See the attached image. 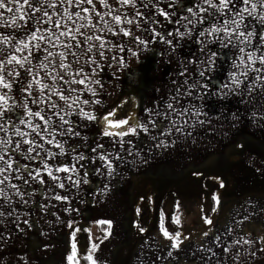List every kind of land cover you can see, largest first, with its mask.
<instances>
[{
    "label": "snow or ice",
    "instance_id": "1",
    "mask_svg": "<svg viewBox=\"0 0 264 264\" xmlns=\"http://www.w3.org/2000/svg\"><path fill=\"white\" fill-rule=\"evenodd\" d=\"M137 3L138 0H115L116 7H113L108 0H0V10H3L0 11V133H3L0 136V186H3L0 187V200L5 202L0 205L4 209L0 210V217L13 216L15 208L12 207V195L19 197L23 204H28L25 193L13 181H20L28 188L32 187L33 181L46 185L45 174L55 182L59 180L55 173L79 174L76 165L84 169L81 177L84 184L89 182L87 176L90 174L101 175L102 168L107 170L109 177L117 174L116 168L124 160L119 151L115 155L99 154L96 159L78 152L81 146L91 148L92 152L104 147L99 142L96 147H91L88 136L81 135V128L87 130L90 124H100L102 121L100 131L103 135L119 137L113 143L118 144L128 155H132V148L137 147L131 140H124L129 135L150 139L155 142V147L168 149L175 147L177 141L173 139L169 144L159 138L161 135L171 137L176 133L187 139L193 137L198 126L211 124V119H201L207 116L203 102L208 97L215 96L218 101L238 97V103L247 105L249 98L255 102L257 88L264 94V0H139L142 7H137ZM238 3L242 6L237 7ZM100 8L107 11L102 12ZM122 8L135 10L139 19H127V13L121 12ZM5 13L12 15L6 17ZM106 16L114 24H110ZM249 19L253 23L250 24ZM123 24L134 25L135 32L121 26ZM151 25H159L163 31L151 28ZM105 31L121 40L113 42L105 39ZM136 32H149V38L142 39ZM123 38H128V43L134 44L135 50L128 48ZM186 41L197 45V50L192 58L179 61L177 77H183V80L172 81L175 94L169 96L163 110L159 107L146 110V122L142 123L136 116L126 113L117 116L111 110L107 115L102 113L96 116L79 106L89 104L88 99L81 101L80 95L73 98L72 94L80 91L77 86H84L95 96L96 91L89 88L88 84H102L95 77L106 67H112V61H116L121 68L128 67L124 57L113 55L109 58L106 52L131 51L132 56L139 61L140 53L149 50L148 44H166L171 55L183 47ZM211 45H218L232 54L227 79L220 85L212 83L221 57ZM85 68H92V71L86 72ZM71 116L78 119L65 118ZM53 117L58 118L59 123L53 121ZM244 119V114L239 110L232 112L230 127L238 129ZM247 119L255 123L257 119L264 120V115L257 117V113L252 112ZM165 121L167 124H163ZM21 126L28 130H23ZM112 128L120 131H111ZM71 138H79L83 144H72L69 142ZM125 143L131 147H125ZM52 148L59 151L53 152ZM231 148L226 163L233 156L242 157L247 151V144L243 140H234ZM69 152L78 153L72 157L75 163L65 166L61 162L53 169L49 161L67 156ZM98 161L103 163L89 173L85 162L97 164ZM144 162L147 163L146 160ZM30 164L38 166L33 168ZM67 179L71 180L72 177L68 176ZM216 179L220 188H225V182ZM72 182L77 186L80 183ZM58 186L65 187L63 183ZM8 189L15 191L9 195ZM35 194V190L28 192L29 196ZM55 199L66 197L55 196ZM213 200L215 206L210 211L217 213L222 208V199L213 195ZM47 207L46 204L38 205V210L43 211ZM252 208L242 220L237 221V226L244 228L248 237H241L234 240L232 245H227L220 243V237L214 235V242L222 252L208 249L211 255L207 260L212 257L219 260L221 254L230 252L241 241L250 247L256 240L264 243V203L259 205V213L255 205ZM173 219L179 223L177 218ZM12 222L16 223L15 219ZM204 222L209 226L215 223L209 217H205ZM226 231L230 236L234 228L229 226ZM163 234L172 241L171 248L181 251L179 233L172 235L163 230ZM203 235L207 237L209 231L205 229ZM253 235L256 240L251 238ZM0 240H4L7 245L3 229H0ZM97 247L93 245V249ZM75 248L73 244V252L67 256L68 264H79ZM258 250L264 252V248ZM251 255H255V252ZM167 256L177 259L172 251ZM83 258L88 264H99L91 251ZM0 264H12L6 247L0 249Z\"/></svg>",
    "mask_w": 264,
    "mask_h": 264
},
{
    "label": "crops",
    "instance_id": "2",
    "mask_svg": "<svg viewBox=\"0 0 264 264\" xmlns=\"http://www.w3.org/2000/svg\"><path fill=\"white\" fill-rule=\"evenodd\" d=\"M108 2L116 7L115 0H108ZM241 6L237 4V7ZM137 7H142L139 0ZM100 11L106 12L107 9L100 8ZM121 12L127 13V19H139L135 15V10L131 8H122ZM105 19L110 24H114L110 17L106 16ZM248 22L253 23L250 19ZM121 26L131 28L135 32L134 25ZM151 28L163 31L159 25H151ZM181 31L184 29L181 28ZM136 35H140L142 39L149 38V32H136ZM104 37L113 42L121 40L120 37H113L106 31ZM123 42L127 43L128 48L135 50V45L128 43V38H123ZM210 47L221 57L212 81L215 85H220L227 79L232 54L227 49L219 48L218 45ZM148 49L140 53L139 61L132 56L131 51L106 52L109 58L113 55L124 57L128 67L121 68L116 61H112V67H106L99 76L95 77L102 84H88L89 88L96 91L95 96H92L84 86H77L80 91L72 94L73 98L80 95L81 101L84 99L90 101L87 105H79L85 111L96 116L102 113L106 115L125 98L126 77L131 71H136L132 73V77H136L132 87L133 90L138 89L142 96L136 117L142 123L146 122L147 109L159 107L163 110L169 96L175 94V85L172 81L183 80V77H177L179 61L192 58L197 45L186 41L183 47L171 55L166 44L151 43L148 44ZM152 57L154 62L151 65ZM256 66L259 67L258 64ZM85 71L91 72L92 68H85ZM254 96L255 102H251L249 98L250 102L247 105L238 103V97L229 98L227 101H218L215 96L208 97L203 102L207 116L201 119H211V124H206L205 127L198 126L193 137L187 139L176 133H173L171 137L161 135L159 138L169 144L173 139L177 141L175 147L168 149L155 147V142L150 139H139L129 135L124 140H131L137 147L132 148V155H128L118 144L113 143L120 138L105 137L100 131L99 124H90L87 130L80 129L81 135L88 136L91 147H96L97 142L104 145L96 152H92L89 147L81 146L80 152H84L93 159H96L99 154L115 155L117 151L124 157L120 166L116 168L117 174L113 177H109L104 168L101 169V175H90L95 180L96 196L99 198L97 201L102 204H112V212L106 210L105 218L113 223L110 241L114 242L98 245L103 252L96 258L99 264H185L186 260H191L193 264H264V252L258 250L264 247H259L256 243L250 247L242 241L240 245L232 247L230 252L221 254L219 260L217 257L207 260V257L211 255L208 249L217 253L222 252L214 242L213 236L220 237V243L227 245H232L234 240L241 237L247 238L248 234L244 228L237 226V221L242 220L247 212H251L253 205L259 213V205L264 203V127H262L264 120L257 119L253 123L247 119L252 112H256L257 117L264 115V94H261V90L257 88ZM97 100L100 102L94 103ZM184 103L187 106L186 101ZM237 110L244 114L245 119L238 129H234L230 127V117L231 113ZM65 118L78 119L76 116ZM53 120L59 123L58 118L53 117ZM224 133L228 135L225 136ZM70 140L73 144H83L80 139ZM234 140L245 141L247 151L242 157L233 156L226 163V156L232 151L231 144ZM125 147H131V145L125 143ZM145 160L147 163L144 162ZM102 163L101 161L97 164L85 162L90 168L99 167ZM216 178L225 182V188H220ZM207 181L213 184L207 185ZM212 190H215V195L222 199V208L212 215L215 223L214 226H210L209 235L203 241L193 240L184 243L181 245V251L177 252L171 248L172 243L164 239L161 229V210L166 196L170 191L176 195L179 207H177L175 218L179 220L178 225L182 233L185 228H195L197 226L195 222L202 220V203L208 199ZM142 198L150 199L153 219L149 230L133 239L134 229H136V207ZM229 226L234 228L230 236L226 231ZM91 236L93 237V233ZM169 251H172L177 259L168 257ZM252 252H255V255H251ZM93 256L95 258V255ZM26 262L27 264H49V261ZM12 264H25V261Z\"/></svg>",
    "mask_w": 264,
    "mask_h": 264
},
{
    "label": "rangeland",
    "instance_id": "3",
    "mask_svg": "<svg viewBox=\"0 0 264 264\" xmlns=\"http://www.w3.org/2000/svg\"><path fill=\"white\" fill-rule=\"evenodd\" d=\"M11 15L10 13H5L6 17ZM18 35L22 36L23 34L19 33ZM153 59L152 57L150 62L151 65L154 62ZM135 72L136 71H131L126 77L127 88L124 91L126 94L125 98L122 100L132 98L134 102L140 104V100L142 99L140 91H138V89L133 90L134 88L132 87L136 78L132 77V73L134 74ZM106 78L108 79V77ZM127 89L130 90L128 91ZM30 106L34 107L32 105ZM41 107L47 106L41 105ZM114 108L110 110L113 112ZM101 126L102 123L99 124L100 128ZM21 128L25 131L28 130L24 128V126H21ZM2 135L3 133H0V136ZM57 139L63 140L64 138L57 137ZM71 139L79 140L74 138ZM69 142L71 143L72 141L70 140ZM45 146L50 147L48 145ZM52 151L57 152L59 150L52 148ZM78 152H80L79 147ZM69 153L71 154L57 157L49 161L53 169L59 166L61 162L65 166L74 164L75 161L72 157L76 155V153ZM37 166L36 164H30V167L33 168ZM86 166L89 173H91L90 170L93 168H90L89 165ZM76 168L79 174L76 172L55 173L59 177V180L55 182L45 174L44 178L47 180L46 185H39L37 182L33 181L32 187L28 188L20 181H13L18 184L25 193V199L28 200V204H23L19 200V197L12 195L15 191L14 189H8V194L12 195V207L15 208V212L11 217H0V229H3V237L7 240L6 246L4 240H0V249L6 247L12 263H22V261H37L42 263L49 261V264H68L67 256L71 255L73 252L70 242L71 234L75 230L82 228H87L91 235L93 233L94 238L91 236L93 245L98 246L99 244H108L112 242V240L110 241V233L113 230V223L111 220L105 218L106 210L112 212V204H102L98 202L97 200L99 198L96 196L95 180L90 177V174L87 176L89 182L84 184L81 180V177L84 175V169H81L79 165H76ZM41 171L43 172L44 170L41 169ZM68 176H71L72 179H67ZM72 181H80V183L77 186L73 184ZM60 183H63L65 187L60 188L58 186ZM206 184H213V182L207 181ZM33 190H35L36 194L34 196H29L28 192ZM55 196L66 197V199L57 200ZM33 201L36 203H33ZM2 204H5V202L0 200V205ZM43 204H46L48 207L43 211L38 210V205ZM0 210L4 209L0 208ZM14 219L16 223L12 222ZM24 221H27V223H24ZM195 224L197 226L193 229L185 228L182 230L181 236L184 239V243L193 240L203 241L206 237L203 235V231L205 229L210 231V226H207L203 220H198ZM17 225H19L18 228ZM136 229H134L133 239L142 235V233H139ZM251 238L254 240L256 239L254 235L251 236ZM164 239L166 238L164 237ZM166 241L172 243L168 239H166ZM256 241L259 247H264V243H260L259 240ZM99 247L93 249L92 246L90 250L91 254L95 255V258H97L100 253H103L102 249ZM21 257L23 259H21ZM185 264H193V262H191V260H186Z\"/></svg>",
    "mask_w": 264,
    "mask_h": 264
},
{
    "label": "trees",
    "instance_id": "4",
    "mask_svg": "<svg viewBox=\"0 0 264 264\" xmlns=\"http://www.w3.org/2000/svg\"><path fill=\"white\" fill-rule=\"evenodd\" d=\"M137 109H138V103L134 102L132 98H129L128 100L127 99L121 100L115 106L113 112H115L117 116H123L125 113L129 116H133V115L136 116ZM110 119H115V118H110ZM101 123L103 124V122ZM129 123H131V121H129ZM110 130L120 131V129H115V128H112ZM215 193L216 191L212 190L209 194L208 199L202 203L201 216L203 221L205 217L212 218L213 212L210 211V209L215 206V201L213 200V195H215ZM176 210H177V198L175 193L173 191H170L166 196L164 203L162 205L161 229L168 231L169 234L172 235L179 233L180 240L182 241L181 245H183L184 239L181 236L180 226L173 219L175 217ZM152 219H153V213H152V205L150 199L149 198L140 199L136 207V216H135V225L139 233L144 234L149 230ZM207 226L209 225L207 224ZM140 229H143L144 231H140ZM163 230H162V234H163ZM70 242L72 248H73V244H75L76 246L75 248L77 253L76 260L79 262V264H88V261L85 260L83 257L90 252L93 246L90 231L87 228L75 230L71 234Z\"/></svg>",
    "mask_w": 264,
    "mask_h": 264
}]
</instances>
